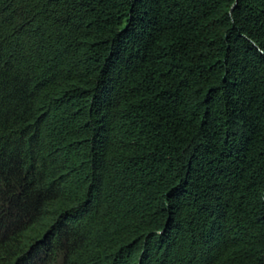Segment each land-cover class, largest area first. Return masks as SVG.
I'll list each match as a JSON object with an SVG mask.
<instances>
[{
    "label": "trees",
    "instance_id": "obj_1",
    "mask_svg": "<svg viewBox=\"0 0 264 264\" xmlns=\"http://www.w3.org/2000/svg\"><path fill=\"white\" fill-rule=\"evenodd\" d=\"M0 264H264V0H0Z\"/></svg>",
    "mask_w": 264,
    "mask_h": 264
}]
</instances>
